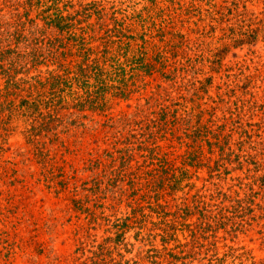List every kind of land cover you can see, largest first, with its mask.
I'll use <instances>...</instances> for the list:
<instances>
[{"label":"rangeland","instance_id":"rangeland-1","mask_svg":"<svg viewBox=\"0 0 264 264\" xmlns=\"http://www.w3.org/2000/svg\"><path fill=\"white\" fill-rule=\"evenodd\" d=\"M0 264H264V0H0Z\"/></svg>","mask_w":264,"mask_h":264},{"label":"trees","instance_id":"trees-1","mask_svg":"<svg viewBox=\"0 0 264 264\" xmlns=\"http://www.w3.org/2000/svg\"><path fill=\"white\" fill-rule=\"evenodd\" d=\"M108 74H110V72L104 70V68H100L98 65L88 66L87 68H81L72 81L81 82V79H84V84L90 85L89 82L91 78H94L98 83H100L101 80L105 78V76H108ZM55 81L58 84L61 83L63 79L58 77L55 78Z\"/></svg>","mask_w":264,"mask_h":264}]
</instances>
